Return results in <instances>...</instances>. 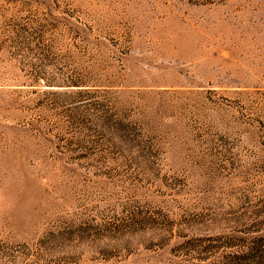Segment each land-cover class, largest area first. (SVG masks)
<instances>
[{
  "label": "rangeland",
  "instance_id": "1",
  "mask_svg": "<svg viewBox=\"0 0 264 264\" xmlns=\"http://www.w3.org/2000/svg\"><path fill=\"white\" fill-rule=\"evenodd\" d=\"M0 264H264V0H0Z\"/></svg>",
  "mask_w": 264,
  "mask_h": 264
}]
</instances>
